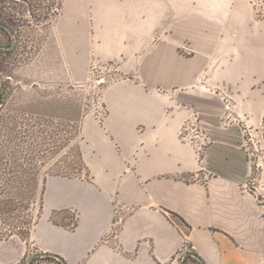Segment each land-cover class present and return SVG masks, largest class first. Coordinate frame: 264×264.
Masks as SVG:
<instances>
[{"label": "crops", "instance_id": "crops-1", "mask_svg": "<svg viewBox=\"0 0 264 264\" xmlns=\"http://www.w3.org/2000/svg\"><path fill=\"white\" fill-rule=\"evenodd\" d=\"M193 2L61 0L54 30L70 71L113 73L104 114L84 119L90 174L48 178L36 251L65 264H178L189 252L204 264H264V176L261 195L244 187L240 127L222 124L227 105L252 126L264 122V40L241 41L219 7ZM240 47L249 55L241 70L226 56ZM192 113L209 137L201 158L180 134ZM3 250L6 264L26 253L11 239Z\"/></svg>", "mask_w": 264, "mask_h": 264}, {"label": "rangeland", "instance_id": "rangeland-1", "mask_svg": "<svg viewBox=\"0 0 264 264\" xmlns=\"http://www.w3.org/2000/svg\"><path fill=\"white\" fill-rule=\"evenodd\" d=\"M193 3L194 7L201 4L214 9L219 7L221 24L226 29L233 23L239 25L241 41H253L255 46H259L264 40V0H194ZM61 7V0H0V22L3 24L0 25L1 177L7 167L8 133L13 132L9 129L16 125L26 131L32 128L37 131L34 156H30L31 152L26 155L27 150L24 149L25 152H21L23 158L34 157L37 166L44 164V169L52 171L54 176L87 177L90 174L81 145L84 119L89 115L104 114L102 97L107 85L105 77L113 72L91 65L89 75L84 79L74 76L68 66L70 54L65 51L62 38L54 30ZM226 29L220 32L224 39L231 34ZM233 33L237 38V32ZM226 56L232 57L234 62L238 61L240 70L248 63L244 58L249 55L242 47L238 53ZM27 138L23 141L33 139ZM38 206L37 203L35 219L37 214L41 219L43 213V208ZM73 222L75 220L69 223ZM6 227L0 220V234ZM34 228L31 226L27 234L9 238L19 242L20 248L26 251L19 262L13 264H28L30 256L41 253L30 244ZM11 255L3 250L0 264H6ZM44 257H36L34 264H58V259ZM184 257L180 256L178 264ZM184 264L198 263L191 258Z\"/></svg>", "mask_w": 264, "mask_h": 264}, {"label": "trees", "instance_id": "trees-1", "mask_svg": "<svg viewBox=\"0 0 264 264\" xmlns=\"http://www.w3.org/2000/svg\"><path fill=\"white\" fill-rule=\"evenodd\" d=\"M2 87H0V91ZM2 97L0 98V102ZM32 129L23 130L18 126L12 127L8 133L10 136L9 147L7 145L6 157V171L1 178V189H0V220L7 226L3 229L0 234V242L9 239L12 236L24 235L30 232L31 226L39 222V217L35 219V206L39 204V208H43L45 201V190L46 182L49 176H54L53 172L44 169V164L37 166L35 164L34 157L23 158L21 152H25L30 156H34L33 151L37 149V145L34 142L37 136V131ZM28 137V138H27ZM23 138L31 139V141H23ZM16 140V141H15ZM45 170V171H44ZM36 204V205H35ZM38 219V220H37ZM196 256V254H195ZM188 253L186 260L195 258L198 264H204L197 257ZM44 258L54 260L55 256H46ZM58 259V258H56ZM37 259H34L32 264ZM58 264H64L62 260H57Z\"/></svg>", "mask_w": 264, "mask_h": 264}, {"label": "built area", "instance_id": "built-area-1", "mask_svg": "<svg viewBox=\"0 0 264 264\" xmlns=\"http://www.w3.org/2000/svg\"><path fill=\"white\" fill-rule=\"evenodd\" d=\"M232 105H227V112L222 116V124L230 126L232 123L240 127L242 134L241 148L244 150L248 165L249 175L244 181V187L249 191L257 190L261 186L260 180L264 176V122L260 127L252 126L242 118L234 116ZM181 138L190 143L196 150V153L202 156L206 145L209 143V137L203 131L200 121L195 113L186 120L181 127ZM261 195V192H259Z\"/></svg>", "mask_w": 264, "mask_h": 264}, {"label": "water", "instance_id": "water-1", "mask_svg": "<svg viewBox=\"0 0 264 264\" xmlns=\"http://www.w3.org/2000/svg\"><path fill=\"white\" fill-rule=\"evenodd\" d=\"M47 255H48V256H55L56 258L62 260L63 263L65 264L64 260H63L59 255L51 254V253H48V252H41V253H37V254H35V255H33V256H30V257H29V260H28V264H32L33 260H34L36 257H42V256H47ZM187 255H188V254L185 255L184 260H185V258H186ZM184 260H183V261H184ZM183 261H182L181 264H184Z\"/></svg>", "mask_w": 264, "mask_h": 264}, {"label": "flooded vegetation", "instance_id": "flooded-vegetation-1", "mask_svg": "<svg viewBox=\"0 0 264 264\" xmlns=\"http://www.w3.org/2000/svg\"><path fill=\"white\" fill-rule=\"evenodd\" d=\"M0 25H3V24L0 22Z\"/></svg>", "mask_w": 264, "mask_h": 264}]
</instances>
